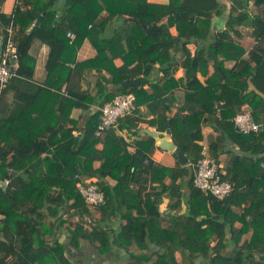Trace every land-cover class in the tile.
<instances>
[{"label": "trees", "instance_id": "trees-1", "mask_svg": "<svg viewBox=\"0 0 264 264\" xmlns=\"http://www.w3.org/2000/svg\"><path fill=\"white\" fill-rule=\"evenodd\" d=\"M251 2L257 6L253 13ZM54 3L22 0L12 16L0 11V35L10 23L16 28L11 81L28 84L33 78L35 60L28 51L39 40L49 46L47 78L61 73L67 83L65 94L50 92L59 98L60 114L43 132L17 131L18 113L0 119V264H71L66 253L82 241L93 243L101 256L113 247L136 246L142 253L129 256L146 264H264V0H64L53 24ZM68 32L75 35L71 42ZM84 37L106 52L93 60L104 69L112 65L94 93L73 86L93 60L66 65L67 49L75 55ZM246 37L253 41L248 48L241 44ZM192 43L193 52L187 47ZM116 58L119 67L112 64ZM179 68L184 80L175 77ZM134 79L138 86L107 90ZM30 86L34 97L49 92ZM123 93L135 95V109L115 127L97 134L96 109L79 130L73 109L87 110L98 98L101 106ZM244 105L262 124L260 131L242 134L234 126ZM168 125L186 165L175 152L173 167L153 159L155 139L143 130L163 136ZM206 126L212 130L208 152L233 186L224 200L192 183L190 165L202 157ZM6 133L13 141L4 140ZM227 140L241 153H230L221 167ZM86 178L103 192V204L91 207L80 194L77 184ZM164 199L168 204L160 211ZM92 209L102 210L105 220L94 218ZM70 220L78 222L68 226Z\"/></svg>", "mask_w": 264, "mask_h": 264}, {"label": "crops", "instance_id": "crops-1", "mask_svg": "<svg viewBox=\"0 0 264 264\" xmlns=\"http://www.w3.org/2000/svg\"><path fill=\"white\" fill-rule=\"evenodd\" d=\"M17 5H23L22 0H0V11L8 16H12L14 9ZM64 0H55V3L52 7V10L55 12V19L53 24L57 22L58 17L61 15L64 9ZM117 24L110 25L106 31L105 36H109L112 34L113 30L116 28ZM90 28V27H89ZM2 27L0 26V32ZM171 32L174 34V28H171ZM73 34V33H72ZM68 37V35H67ZM75 35L72 37H68L70 42L74 39ZM245 40V44L250 47L253 43L251 37H246L241 40V42ZM69 42V43H70ZM243 43V42H242ZM245 46V45H244ZM191 52L195 49V44H189L187 46ZM29 55L35 60V71L32 79H28V84L32 86H42L48 88L49 92H40L36 97L33 96V87L30 85L19 82L17 80H13L10 82L7 90L0 97V119L10 118L12 116H16L17 113L22 115V119L18 122L15 121L14 125L17 127V131L27 132L31 131L32 133H41L45 130L47 124L56 123L58 119V115L60 114L59 110V98L51 94L50 92H55L57 94H65L67 83L62 79L61 73L55 75L54 77L47 78L45 71V64L49 54V46L39 40H34L28 51ZM106 56L105 51L98 52L91 41L84 37L81 40L78 48L76 49L75 55L71 49H67L65 53L66 57V65L74 68V63H71V60H74L75 64L85 61H91L94 58H98V60H102ZM246 57V55L244 56ZM13 61V60H12ZM11 61V63H12ZM101 61L93 60L90 64V68L87 66L83 68L80 72L79 82H75L73 84L75 89L80 90H89L90 93H94L96 89V82L99 76L104 75L108 76L109 73L106 69L112 70V65L110 63H106V69L101 67ZM122 61L120 58H116L112 61L113 66L119 67ZM17 63L15 62V65ZM79 76V72L77 73ZM176 78H180L184 80V69L179 68L175 73ZM44 81H48L47 84ZM76 81V80H75ZM61 85V88L57 90V86ZM117 85L108 86L107 90L113 91L116 89ZM100 98H98L97 102L90 105L87 110L75 108L71 111V116L77 120L78 128L80 131L84 128V124L87 118L96 110L99 109ZM108 102V101H107ZM17 120V119H16ZM37 120V121H36ZM9 122L8 124H11ZM10 125H8L7 133L10 131ZM33 130V131H32ZM146 130V129H145ZM154 131V130H151ZM75 134H78V131H74ZM155 132V131H154ZM212 132L211 128L208 126L203 128L204 141L203 143H207L208 137ZM3 135L4 140H7L8 143L13 141L10 137ZM144 133V130H143ZM157 133V132H156ZM158 134V133H157ZM159 135V134H158ZM160 136V135H159ZM164 136V135H163ZM2 137V136H1ZM0 137V138H1ZM5 144L3 140H0V145ZM225 152L222 153L219 159V165L223 167L230 153H238L241 151L238 149L236 145L231 143L230 141H226ZM153 159L164 166L173 167L175 165V158L170 152L156 149L153 153ZM50 163L54 165V161L49 158ZM87 179V178H86ZM85 180V179H84ZM89 180V179H87ZM168 204V199H164L163 203L160 205V211H165L166 206ZM241 207H235L236 211H240ZM95 210V209H92ZM185 207L182 206L180 209L181 214L184 213ZM92 213H97L95 218L101 219V221L105 220V216L102 210L94 211ZM109 224H114V218L110 217L107 221ZM234 226L236 228L241 226V223L235 222ZM251 235L249 231L244 235L243 238H248ZM63 240V239H62ZM65 241V240H64ZM148 249L152 251L154 247L149 245ZM130 253H134L136 255L141 254V250H139L136 246H133L129 249V251H125L122 249H117V247H113L110 251L105 255H99L95 249L93 243L88 241H82L79 248H72L67 251V257L71 264H129L130 262L146 264L143 261L136 260L129 256ZM177 259L181 261L182 256L180 253H177ZM201 262H205L204 260H200Z\"/></svg>", "mask_w": 264, "mask_h": 264}, {"label": "built area", "instance_id": "built-area-1", "mask_svg": "<svg viewBox=\"0 0 264 264\" xmlns=\"http://www.w3.org/2000/svg\"><path fill=\"white\" fill-rule=\"evenodd\" d=\"M15 30L14 25L10 23L0 35V97L14 76V66L8 59L12 56L15 58L16 55V45H14ZM67 35L68 37L73 36L70 32ZM134 109L135 95L133 93L119 94L111 101L105 102L99 107L101 114L96 133L100 134L110 127H115L120 117L130 114ZM233 122L238 132L242 134L258 132L262 129V124L253 120L251 112L246 106L234 116ZM201 155L202 157L195 164L190 165L193 173V186L217 200H224L231 195L233 191L232 184L221 178L218 164L216 159L209 154L207 143H202ZM261 166L264 168V160H262ZM86 180H82L77 184L80 194L91 207L103 204V192L96 183L90 182V179L87 180L88 182Z\"/></svg>", "mask_w": 264, "mask_h": 264}, {"label": "water", "instance_id": "water-1", "mask_svg": "<svg viewBox=\"0 0 264 264\" xmlns=\"http://www.w3.org/2000/svg\"><path fill=\"white\" fill-rule=\"evenodd\" d=\"M40 19H41V16H39L35 20L32 28L34 26H38L39 25ZM131 20L135 21V19H131ZM144 27H146V26L144 25ZM0 52H1V48H0ZM13 59L14 58L12 56L10 58V61H12ZM128 85L138 86L139 85V79L124 80L123 82H121L120 84H118L116 86V88H119V87L125 88ZM169 125H170V123H169ZM169 125H168V128L166 130V134L164 136H159L156 132L151 131L149 129L144 130V133L148 134L149 136H151V137H153L155 139V146H156V148L161 149V150H164V151H167V152H170V153H173V152L177 153L179 161L183 165H186L187 158H186V156L179 149L176 148L175 144L173 143ZM1 184L2 185H5L6 184V181H2ZM0 240H3V237L1 235H0Z\"/></svg>", "mask_w": 264, "mask_h": 264}, {"label": "rangeland", "instance_id": "rangeland-1", "mask_svg": "<svg viewBox=\"0 0 264 264\" xmlns=\"http://www.w3.org/2000/svg\"><path fill=\"white\" fill-rule=\"evenodd\" d=\"M222 1H224V0H222ZM256 8H257V6H256V3L255 2H251V6H250V11L253 13V12H255V10H256ZM243 42V43H242ZM241 42V44L244 46L245 45V47L246 48H248V46H247V44H245V42L247 43V41H245V40H243ZM231 64H232V62H227L226 63V66H231ZM246 105H244L243 107H245ZM243 107H241V108H243ZM86 182H88L87 180H86ZM92 212H94L95 210H91ZM96 211H98V210H96ZM97 216V213H93V217L95 218ZM78 222V220H70V221H68V222H66V224L68 225V226H72V225H74L75 223H77ZM87 225V226H86ZM85 227L87 228V229H90V228H92V223H90V221H88L87 220V224H85ZM64 234H65V232H63Z\"/></svg>", "mask_w": 264, "mask_h": 264}]
</instances>
